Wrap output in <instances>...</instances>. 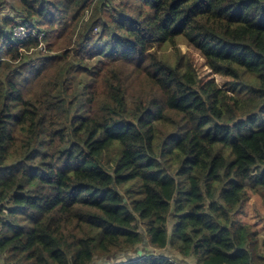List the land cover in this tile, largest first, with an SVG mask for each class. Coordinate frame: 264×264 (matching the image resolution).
Returning a JSON list of instances; mask_svg holds the SVG:
<instances>
[{
    "label": "trees",
    "instance_id": "1",
    "mask_svg": "<svg viewBox=\"0 0 264 264\" xmlns=\"http://www.w3.org/2000/svg\"><path fill=\"white\" fill-rule=\"evenodd\" d=\"M263 205L264 0H0V264H264Z\"/></svg>",
    "mask_w": 264,
    "mask_h": 264
},
{
    "label": "rangeland",
    "instance_id": "2",
    "mask_svg": "<svg viewBox=\"0 0 264 264\" xmlns=\"http://www.w3.org/2000/svg\"><path fill=\"white\" fill-rule=\"evenodd\" d=\"M119 1V0H117ZM128 1V0H126ZM134 1V0H132ZM130 3H131V0H130ZM123 7V6H122ZM129 8V7H128ZM2 10H4L5 12H7L9 9H7L6 7H3ZM24 30L22 29H19L18 30V33H21L23 32ZM177 47L180 48L182 51L184 52H187L188 50H190L192 53H195V50L193 48H189L188 47V44L186 42H179L177 44ZM156 47H154V49H156ZM163 52H166V53H172L173 52V46H168L166 47ZM255 202V198L254 197H251L250 200H249V211H248V214H247V217L250 219V220H254L256 218V213H257V208L256 207V211H255V206L253 205V203ZM263 211H264V205H263ZM256 212V213H255ZM263 226V223H260L259 224V227H262ZM261 233V238H264V227L261 229L260 231Z\"/></svg>",
    "mask_w": 264,
    "mask_h": 264
},
{
    "label": "built area",
    "instance_id": "3",
    "mask_svg": "<svg viewBox=\"0 0 264 264\" xmlns=\"http://www.w3.org/2000/svg\"><path fill=\"white\" fill-rule=\"evenodd\" d=\"M19 29H22V30H24V31L21 32V33H18V30H19ZM16 35H17V37H18L19 39L25 38V37L27 36V31H26L25 27H23V26H19V28L17 29V33H16ZM179 264H188V263H179Z\"/></svg>",
    "mask_w": 264,
    "mask_h": 264
},
{
    "label": "water",
    "instance_id": "4",
    "mask_svg": "<svg viewBox=\"0 0 264 264\" xmlns=\"http://www.w3.org/2000/svg\"><path fill=\"white\" fill-rule=\"evenodd\" d=\"M140 253H141V251H140Z\"/></svg>",
    "mask_w": 264,
    "mask_h": 264
}]
</instances>
